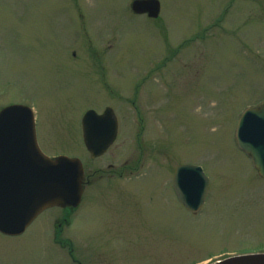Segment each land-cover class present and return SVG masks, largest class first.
Masks as SVG:
<instances>
[{"label":"rangeland","instance_id":"obj_1","mask_svg":"<svg viewBox=\"0 0 264 264\" xmlns=\"http://www.w3.org/2000/svg\"><path fill=\"white\" fill-rule=\"evenodd\" d=\"M131 1L0 0V109L31 107L41 151L90 175L76 209L0 234V264L264 253V180L235 140L244 111L264 104V0H158L157 19L132 14ZM107 107L117 139L91 159L80 119ZM183 163L210 181L197 213L172 190Z\"/></svg>","mask_w":264,"mask_h":264},{"label":"water","instance_id":"obj_2","mask_svg":"<svg viewBox=\"0 0 264 264\" xmlns=\"http://www.w3.org/2000/svg\"><path fill=\"white\" fill-rule=\"evenodd\" d=\"M135 15L156 19L158 0H133ZM84 145L92 159L101 157L114 142L117 121L111 108L98 115L87 111L81 118ZM236 142L248 154L264 179V105L242 114ZM209 179L200 166L179 164L172 189L182 207L196 213L203 206ZM83 193V166L67 156L49 158L40 150L31 108L14 104L0 110V234L15 237L49 208H76ZM212 264H264V253L229 257Z\"/></svg>","mask_w":264,"mask_h":264},{"label":"flooded vegetation","instance_id":"obj_3","mask_svg":"<svg viewBox=\"0 0 264 264\" xmlns=\"http://www.w3.org/2000/svg\"><path fill=\"white\" fill-rule=\"evenodd\" d=\"M139 92V89H136V93H138ZM89 176V177H88ZM89 180H90V175H87L86 173H85V175H84V188H85V186L89 183Z\"/></svg>","mask_w":264,"mask_h":264}]
</instances>
